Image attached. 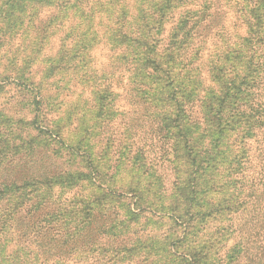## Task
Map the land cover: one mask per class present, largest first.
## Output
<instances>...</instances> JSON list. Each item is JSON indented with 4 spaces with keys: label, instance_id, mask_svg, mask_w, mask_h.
<instances>
[{
    "label": "trees",
    "instance_id": "1",
    "mask_svg": "<svg viewBox=\"0 0 264 264\" xmlns=\"http://www.w3.org/2000/svg\"><path fill=\"white\" fill-rule=\"evenodd\" d=\"M15 1L11 6L22 12L24 0ZM132 1L74 0L78 37L72 35L76 26L62 28L59 14L46 16L40 5L30 13L37 33L54 38L63 32L62 42L76 41L86 50L79 61L61 58V69L82 70L73 75L80 88L68 95L82 104L70 113L86 107L81 127L106 146L86 148L100 180L93 183L98 189L88 184L79 200L30 202L10 195L11 185L0 180V264H160L164 258L171 264H264V21L255 16V5L227 9L238 0H154L158 15L150 19L135 3L132 15ZM171 7L181 12L176 28H168L164 14ZM15 11H3L0 34L11 32L14 26L6 22L18 21ZM232 12V19L222 18ZM108 19L112 44L100 32ZM235 39L251 53L235 48ZM126 43L139 48L134 62L119 56ZM10 68L0 69V76L10 78ZM26 69L16 75L25 78ZM106 99L118 108L108 112ZM66 120L47 126L36 114L28 122L41 121L46 128L40 132L70 146ZM129 156L138 164L135 172L147 169L138 182L117 183L118 172L131 167L124 164ZM119 207L131 219L112 231L118 220L124 223L117 219ZM164 219L173 239L133 241L141 224L164 225ZM154 241L164 244L163 255L146 252Z\"/></svg>",
    "mask_w": 264,
    "mask_h": 264
},
{
    "label": "rangeland",
    "instance_id": "2",
    "mask_svg": "<svg viewBox=\"0 0 264 264\" xmlns=\"http://www.w3.org/2000/svg\"><path fill=\"white\" fill-rule=\"evenodd\" d=\"M37 1L38 3L34 0H24L22 7L25 9L20 12L18 7L13 8L11 6L12 4H18L17 1L0 0V16L4 14V10L10 11L11 9L17 10L13 13V17L19 16L16 23L12 21L6 22L7 26H14L10 33L0 34V58L2 64L0 69L2 71L7 65L11 67L9 70L11 72L10 78L3 77L4 75L0 76V180L11 185L8 192L10 195L18 194L28 198L30 202L36 200L39 204L47 199L51 201L57 199L66 204L79 200L87 194L86 188L88 184L92 187L91 189H98L93 183L96 182V185H99L100 179L96 175V169L92 168L88 163V158L84 152L92 143L98 149L102 146L105 147L106 143L101 141L100 138L97 139L95 135H92L93 133L90 135L86 134L83 127H81V122L85 118L82 117V111L86 107H80L82 109H80L81 113L77 111H71L72 113H70V110L76 108L77 104H82V102L77 101L79 102L77 103L74 98L68 96L74 86L77 89L80 88L77 86V79H74L73 75L80 74L82 70L73 74L72 71L61 69L65 65L61 58L68 54L66 55L68 59L74 57V62L79 61L84 58L86 50L81 52L79 49L80 45L76 41L68 39L62 42L65 34L63 32L58 33L54 38L42 36L32 27L33 22L28 20L30 19V13L34 11V6L40 5L44 9L41 10L44 15L59 14L61 16L62 28L76 26L78 13L72 9L74 0ZM103 1L106 2L107 0ZM238 1L239 3L235 1L236 3L233 4V7L227 4V9H238L240 4H242L245 10L249 11L255 5V16L259 19V22L262 23L264 21V0L256 4L253 0ZM6 2H8L7 6L5 5ZM155 2L161 4L162 0L160 2L155 0ZM134 3L139 7L138 10H140V14L143 17L149 19L157 17L158 13L155 12L154 5H152L154 0L132 1L129 6L132 15L138 13L133 9L135 8ZM174 7L164 9L165 18L169 19L168 28H176L181 16V12ZM175 10L177 12L173 13L172 11ZM233 14L232 12V15H226L222 18L225 20L228 17L232 19ZM171 15H173L172 18ZM241 15L242 20L246 21L249 19L248 13L244 12ZM111 24L112 22L109 19L108 22L103 21L100 32L112 44L115 39L111 35ZM78 29V26L74 27L72 35L78 37V34L80 35ZM242 34L245 35L246 31L243 30ZM261 35H264V31H261ZM77 37H74V39L76 40ZM84 40L85 37L81 36V42ZM239 40L235 39L231 44L236 45L235 48L240 49L243 54L249 55L251 52L247 43L240 45ZM119 49V56H124L127 59L124 61L125 63L130 59H134L132 60L134 62L135 58H138L139 48L134 43L120 45ZM49 57L51 58L47 60ZM68 62L66 66L71 63V61ZM24 66L27 69L25 70V78L22 79V77L16 75V69H21ZM237 66H241L239 62ZM227 74H230V72L227 71ZM123 78V80H127L126 77ZM102 81H105V77ZM119 90L120 92L122 91L121 89ZM103 104L108 112L118 108L115 105V101L111 103L108 99L104 100ZM36 114L47 119L45 123L47 126H53L56 119L62 124L61 120H66L69 116L66 120L67 128L64 135L74 140L70 143L71 145L61 144L59 136L53 135L51 137L46 132H40L41 129L45 130L46 128L42 127L44 123L42 125L41 121L34 123L35 125L29 123L34 122ZM92 115L89 114L88 117ZM102 116V118H106L107 114H102ZM34 126H39V130L35 129ZM77 127L79 133L75 134ZM129 158L131 160H125L124 164L131 167H128L129 170L127 171L123 169L118 172L117 183L126 184L130 180L138 182L139 178L137 175H142L147 169V165H142L135 172L138 164L133 161L132 157L129 156ZM100 168L105 174V165H101ZM117 209L120 213L117 219H123L124 223L120 224L118 220L113 229H111L112 231H115L120 226H127L129 219H131L129 214L124 211V208L119 207ZM151 215L157 218L158 214L151 213ZM166 223L167 221L165 220L164 225L163 223L157 225L146 224L145 226L141 224L137 228V233L131 237H133V241L137 240H134L136 236L142 238L144 236H155L159 239H164L166 234H168V224ZM129 229L130 227H126V232ZM168 235V239H173L172 233ZM142 249L141 244H137V252ZM163 249L164 244L150 242L146 252L152 250V254L163 255ZM165 259L160 264H171Z\"/></svg>",
    "mask_w": 264,
    "mask_h": 264
}]
</instances>
